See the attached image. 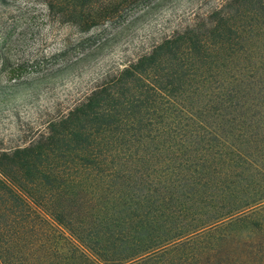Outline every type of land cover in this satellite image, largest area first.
<instances>
[{
	"label": "trees",
	"instance_id": "1",
	"mask_svg": "<svg viewBox=\"0 0 264 264\" xmlns=\"http://www.w3.org/2000/svg\"><path fill=\"white\" fill-rule=\"evenodd\" d=\"M44 1L84 31L164 0ZM233 2L0 152V264H175L218 223H249L264 205V0ZM154 114L150 152L139 135Z\"/></svg>",
	"mask_w": 264,
	"mask_h": 264
},
{
	"label": "rangeland",
	"instance_id": "2",
	"mask_svg": "<svg viewBox=\"0 0 264 264\" xmlns=\"http://www.w3.org/2000/svg\"><path fill=\"white\" fill-rule=\"evenodd\" d=\"M45 5L44 0H0V152L36 140L91 93H108L124 68L163 40L191 26L206 30L235 7L233 0H164L144 14L124 13L83 31ZM159 124L154 114L140 126L142 142L149 146L153 140L150 152ZM126 130L121 127V145L134 150L136 139ZM249 217L248 224L234 218L205 231L206 249L180 256L175 264H264V227L254 224H264V205Z\"/></svg>",
	"mask_w": 264,
	"mask_h": 264
}]
</instances>
